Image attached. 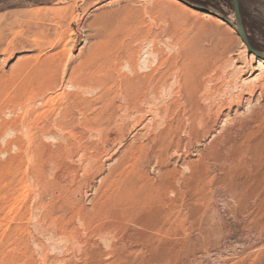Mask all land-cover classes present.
Here are the masks:
<instances>
[{"label": "rangeland", "instance_id": "obj_1", "mask_svg": "<svg viewBox=\"0 0 264 264\" xmlns=\"http://www.w3.org/2000/svg\"><path fill=\"white\" fill-rule=\"evenodd\" d=\"M177 1L0 0V264H264V78Z\"/></svg>", "mask_w": 264, "mask_h": 264}, {"label": "water", "instance_id": "obj_2", "mask_svg": "<svg viewBox=\"0 0 264 264\" xmlns=\"http://www.w3.org/2000/svg\"><path fill=\"white\" fill-rule=\"evenodd\" d=\"M180 1L185 3L183 0H180ZM231 1H232V4H233V8H234V12H235L236 20H237L236 29H237L239 35L242 37V39L248 45V47L250 48L251 52L255 53V55H257L258 57H264L263 53H260V52L256 51L255 49H253V47L251 46V44H250V42L248 40V37H247V34H246V29H245V26L243 24V17H242V13H241L239 0H231ZM185 4L189 5L187 3H185ZM195 8H199V7H195Z\"/></svg>", "mask_w": 264, "mask_h": 264}, {"label": "bare ground", "instance_id": "obj_3", "mask_svg": "<svg viewBox=\"0 0 264 264\" xmlns=\"http://www.w3.org/2000/svg\"><path fill=\"white\" fill-rule=\"evenodd\" d=\"M172 2H174V4H177V5H180V6H183L185 9H188L186 6L182 5L180 2H178L177 0H171ZM180 1V0H179ZM239 34V33H238ZM240 36V35H239ZM241 37V36H240ZM242 39V37H241ZM241 41V40H240ZM241 45H242V52L244 54H246V57L248 58L250 56V61L249 63H247L246 65L248 66L247 69L251 70V72L256 69L257 71H260V75L264 78V60L262 61H257L256 60V57L257 55H255V53L251 52L250 51V48L248 47V45L245 43V41L242 39V42H241ZM250 54H249V52ZM258 57V56H257ZM259 58V57H258ZM261 58H264V57H261ZM253 63H258V67L259 68H254L253 67ZM245 65V66H246ZM245 66H243L245 68ZM252 78V77H251ZM249 78V79H251ZM255 78L251 80V82H254ZM257 80V79H256ZM255 80V81H256ZM264 80V79H263ZM75 85V84H74ZM263 92V91H262ZM253 97V96H252ZM236 98V97H235ZM231 106V105H230Z\"/></svg>", "mask_w": 264, "mask_h": 264}, {"label": "trees", "instance_id": "obj_4", "mask_svg": "<svg viewBox=\"0 0 264 264\" xmlns=\"http://www.w3.org/2000/svg\"><path fill=\"white\" fill-rule=\"evenodd\" d=\"M183 1L191 6H196L198 4L197 1L194 0H183Z\"/></svg>", "mask_w": 264, "mask_h": 264}]
</instances>
